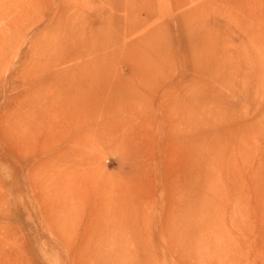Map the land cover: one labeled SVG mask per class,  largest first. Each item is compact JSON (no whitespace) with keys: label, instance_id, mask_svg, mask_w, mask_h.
I'll use <instances>...</instances> for the list:
<instances>
[{"label":"rangeland","instance_id":"rangeland-1","mask_svg":"<svg viewBox=\"0 0 264 264\" xmlns=\"http://www.w3.org/2000/svg\"><path fill=\"white\" fill-rule=\"evenodd\" d=\"M56 3L0 22V264H264V0H163L131 42Z\"/></svg>","mask_w":264,"mask_h":264},{"label":"bare ground","instance_id":"bare-ground-1","mask_svg":"<svg viewBox=\"0 0 264 264\" xmlns=\"http://www.w3.org/2000/svg\"><path fill=\"white\" fill-rule=\"evenodd\" d=\"M52 2L53 0H0V22L4 20L5 24L15 25L21 22L22 19L33 22L38 20L37 18L39 17L41 19L47 18L50 9H52ZM56 2L57 8L55 7V11L57 15L53 19L50 18L49 21H52L55 25L63 26V37L66 39L78 36L76 32H70L69 28H77L76 24L89 23L90 25H88L91 26V29H95L86 34L88 37L101 40L117 39V41L122 40V42L144 40L145 28L148 24H153L160 19L163 4V0H72L71 3H69V0H56ZM71 10L72 13L70 12ZM68 12L71 14L69 15ZM42 14L47 15L42 17ZM96 86L98 87V85ZM82 99L85 101L87 98ZM95 99L96 97L94 100L87 101H93L94 103ZM77 129L79 130L77 127L74 130L75 132L72 131L71 133L76 134ZM63 214L65 213L62 212L60 215Z\"/></svg>","mask_w":264,"mask_h":264}]
</instances>
